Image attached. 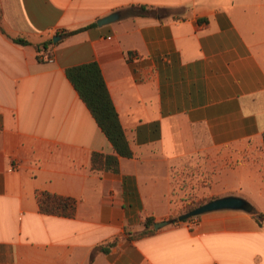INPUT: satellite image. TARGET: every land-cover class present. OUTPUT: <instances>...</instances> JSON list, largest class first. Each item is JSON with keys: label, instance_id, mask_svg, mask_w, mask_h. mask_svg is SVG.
Returning a JSON list of instances; mask_svg holds the SVG:
<instances>
[{"label": "crops", "instance_id": "obj_1", "mask_svg": "<svg viewBox=\"0 0 264 264\" xmlns=\"http://www.w3.org/2000/svg\"><path fill=\"white\" fill-rule=\"evenodd\" d=\"M0 14V264H264V0H0ZM89 62L132 152L117 172L91 168L114 151L65 77ZM186 160L187 202L235 196L263 224L225 209L130 239L181 214ZM38 192L72 212L41 213Z\"/></svg>", "mask_w": 264, "mask_h": 264}, {"label": "trees", "instance_id": "obj_2", "mask_svg": "<svg viewBox=\"0 0 264 264\" xmlns=\"http://www.w3.org/2000/svg\"><path fill=\"white\" fill-rule=\"evenodd\" d=\"M157 8H152L143 5H131L127 8L125 13L131 16H143L156 13ZM1 15V14H0ZM94 25V24H93ZM78 28L75 30H67L62 32V37H67L80 32L85 29ZM0 31L4 33L0 26ZM11 41L15 44L26 45L28 41L22 37H12ZM51 43V40L48 42ZM65 77L78 95L79 99L84 103L92 116L98 128L102 131L108 142L111 144L114 154H102L93 152L91 154L90 162L91 168L96 171H118V158H130L132 152L129 148L128 142L124 135V131L118 120L117 113L110 99L104 79L100 72L98 65L95 62L84 63L81 65L71 66L65 69ZM262 142L264 148V133L262 135ZM38 208L41 213L54 215H69L74 208V201L70 198L60 197L50 194L48 192L36 193ZM211 200L210 198L204 200L188 202V205L181 213L190 211L196 206ZM259 225L263 224L262 213L250 209L249 211ZM198 216L191 217L197 218ZM187 219V220H189ZM171 220V219H170ZM184 220V221H187ZM183 221V222H184ZM154 220L151 217L145 218L142 229L136 232L124 230L130 239H139L147 237L156 232L153 229ZM115 243V240L108 242L104 246H100L94 252L106 253L110 247Z\"/></svg>", "mask_w": 264, "mask_h": 264}, {"label": "water", "instance_id": "obj_3", "mask_svg": "<svg viewBox=\"0 0 264 264\" xmlns=\"http://www.w3.org/2000/svg\"><path fill=\"white\" fill-rule=\"evenodd\" d=\"M119 15H120L119 12H112L111 14L98 19L96 21V24L103 25V24L111 23L115 21L119 17ZM58 38H59L58 36H54L52 38V41L55 42V40ZM225 209L250 211V206L244 200L235 196L214 198L207 202H204L199 206L194 207L190 211L179 214L176 217V219L154 222L153 229L158 230L161 227L171 224L173 222H183L184 220H187L191 217L199 216L206 212L225 210Z\"/></svg>", "mask_w": 264, "mask_h": 264}, {"label": "rangeland", "instance_id": "obj_4", "mask_svg": "<svg viewBox=\"0 0 264 264\" xmlns=\"http://www.w3.org/2000/svg\"><path fill=\"white\" fill-rule=\"evenodd\" d=\"M192 165H193L192 161L186 160L184 162V167L189 169V171L185 170L186 172L185 174H181V175L178 174L177 181L175 180L176 187H179L182 190V195L180 198L182 210L188 205L187 199L191 198L190 189L192 190V187H190V184H192L191 182L192 178L197 176L196 174L197 172L196 173L194 172Z\"/></svg>", "mask_w": 264, "mask_h": 264}, {"label": "built area", "instance_id": "obj_5", "mask_svg": "<svg viewBox=\"0 0 264 264\" xmlns=\"http://www.w3.org/2000/svg\"><path fill=\"white\" fill-rule=\"evenodd\" d=\"M45 60H47V61H52V59H51V57L48 55V53L47 54H45Z\"/></svg>", "mask_w": 264, "mask_h": 264}]
</instances>
